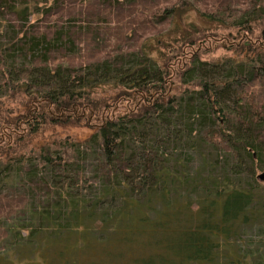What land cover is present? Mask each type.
<instances>
[{
  "label": "trees",
  "instance_id": "obj_1",
  "mask_svg": "<svg viewBox=\"0 0 264 264\" xmlns=\"http://www.w3.org/2000/svg\"><path fill=\"white\" fill-rule=\"evenodd\" d=\"M48 1L0 0V253L264 264V0Z\"/></svg>",
  "mask_w": 264,
  "mask_h": 264
},
{
  "label": "rangeland",
  "instance_id": "obj_2",
  "mask_svg": "<svg viewBox=\"0 0 264 264\" xmlns=\"http://www.w3.org/2000/svg\"><path fill=\"white\" fill-rule=\"evenodd\" d=\"M52 2L53 0H49L46 5L49 6ZM255 37L257 38V33ZM222 53L220 49H212L211 44L206 43L200 51V57L209 61L211 59L214 60ZM5 109L16 113H23L22 106L20 103L16 102H6ZM90 133V130L83 126L68 128L57 127L53 131L48 130L44 134L42 133V135L36 137V139L32 141L31 146L28 147V150H34L39 143L51 139L52 137L62 141L66 139L71 141H83L90 136ZM260 174L262 173L258 175ZM250 232L254 237L257 233V229H252ZM3 246H5V250L3 249L0 254L5 253L7 249L9 251L6 254L0 255V257H2L0 259V264H112L110 260L103 258L95 260L91 239L88 237L83 238L81 233H73L70 238L53 244L42 242L30 249L25 247L24 250H20L19 247L21 246L14 245L13 240L11 243L7 242Z\"/></svg>",
  "mask_w": 264,
  "mask_h": 264
},
{
  "label": "water",
  "instance_id": "obj_3",
  "mask_svg": "<svg viewBox=\"0 0 264 264\" xmlns=\"http://www.w3.org/2000/svg\"><path fill=\"white\" fill-rule=\"evenodd\" d=\"M257 179L264 183V173L257 176Z\"/></svg>",
  "mask_w": 264,
  "mask_h": 264
}]
</instances>
